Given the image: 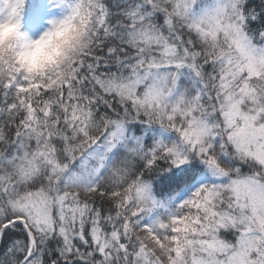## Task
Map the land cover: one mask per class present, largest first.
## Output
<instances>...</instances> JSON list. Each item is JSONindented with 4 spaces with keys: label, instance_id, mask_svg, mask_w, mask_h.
Returning <instances> with one entry per match:
<instances>
[{
    "label": "snow or ice",
    "instance_id": "obj_1",
    "mask_svg": "<svg viewBox=\"0 0 264 264\" xmlns=\"http://www.w3.org/2000/svg\"><path fill=\"white\" fill-rule=\"evenodd\" d=\"M51 3L83 42L0 70V264H264V0Z\"/></svg>",
    "mask_w": 264,
    "mask_h": 264
},
{
    "label": "clouds",
    "instance_id": "obj_2",
    "mask_svg": "<svg viewBox=\"0 0 264 264\" xmlns=\"http://www.w3.org/2000/svg\"><path fill=\"white\" fill-rule=\"evenodd\" d=\"M83 42L79 22L53 19L48 28L33 38L22 30L21 22L0 21V70L10 68L32 78H40L77 52Z\"/></svg>",
    "mask_w": 264,
    "mask_h": 264
},
{
    "label": "rangeland",
    "instance_id": "obj_3",
    "mask_svg": "<svg viewBox=\"0 0 264 264\" xmlns=\"http://www.w3.org/2000/svg\"><path fill=\"white\" fill-rule=\"evenodd\" d=\"M68 12L69 9L66 7H53L51 0H41L38 12L25 24L22 30L33 38H38L48 28L51 20L64 18ZM21 23L23 24V22Z\"/></svg>",
    "mask_w": 264,
    "mask_h": 264
}]
</instances>
